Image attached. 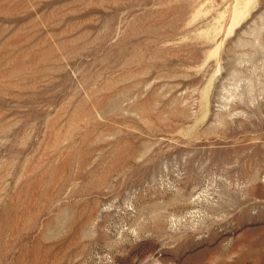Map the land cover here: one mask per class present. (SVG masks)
I'll use <instances>...</instances> for the list:
<instances>
[{
	"label": "rangeland",
	"instance_id": "374dc122",
	"mask_svg": "<svg viewBox=\"0 0 264 264\" xmlns=\"http://www.w3.org/2000/svg\"><path fill=\"white\" fill-rule=\"evenodd\" d=\"M0 264H264V0H0Z\"/></svg>",
	"mask_w": 264,
	"mask_h": 264
},
{
	"label": "bare ground",
	"instance_id": "6f19581e",
	"mask_svg": "<svg viewBox=\"0 0 264 264\" xmlns=\"http://www.w3.org/2000/svg\"><path fill=\"white\" fill-rule=\"evenodd\" d=\"M245 4H247V3H245Z\"/></svg>",
	"mask_w": 264,
	"mask_h": 264
}]
</instances>
